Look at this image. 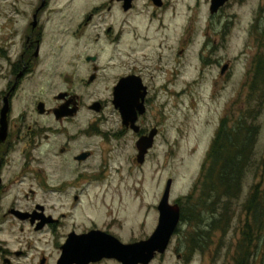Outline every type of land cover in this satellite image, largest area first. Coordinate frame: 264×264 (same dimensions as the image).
I'll return each instance as SVG.
<instances>
[{
    "label": "flooded vegetation",
    "instance_id": "obj_1",
    "mask_svg": "<svg viewBox=\"0 0 264 264\" xmlns=\"http://www.w3.org/2000/svg\"><path fill=\"white\" fill-rule=\"evenodd\" d=\"M53 1L39 0L33 22L23 34L18 60L7 59L0 73L7 81L0 91V264H123L112 257H81L97 251L66 255L63 249L71 236L94 232L122 241V221L116 211L111 208L107 215H95L108 200L113 205L122 191L121 184L106 182V176L122 174L123 152L136 168L146 165L156 144L140 165L138 143L154 131L156 143L163 135L168 115L159 97L185 93L184 82L175 89L181 83L179 60L193 44L197 30L194 24L186 28L187 0H69L75 3L69 8H52ZM232 1L237 7L248 2L229 0L213 14L212 0H205L211 23L205 26L199 51L200 58H206L201 75L220 66L216 57L226 46L209 35L213 27H220L224 39L228 37L231 21L223 22L221 17ZM194 2L189 8L192 20L198 22L201 0ZM149 31L152 37L146 34ZM171 31L173 37L181 33L174 68ZM129 38L134 45L142 40L143 46L120 52ZM107 48H116L119 56L111 51L109 55ZM231 69V63L225 64L221 76H228ZM33 75L35 102L22 104L23 85ZM133 110L135 126L124 119L134 117ZM175 204L181 212L187 205L183 199ZM8 235L22 240L47 235L55 251H34L28 242L27 247L12 248L3 240ZM189 246L186 251H173L178 264H188ZM169 249L157 253L150 264H165Z\"/></svg>",
    "mask_w": 264,
    "mask_h": 264
},
{
    "label": "rangeland",
    "instance_id": "obj_2",
    "mask_svg": "<svg viewBox=\"0 0 264 264\" xmlns=\"http://www.w3.org/2000/svg\"><path fill=\"white\" fill-rule=\"evenodd\" d=\"M68 1L54 0L51 7H75V3L71 4ZM234 2L230 3V9L221 17L223 22L229 19L231 21L229 33H226L228 37L224 39L220 27H213L209 35L212 41H221L226 46L216 57L220 61V66L206 70L201 75L202 62L206 58L201 59L199 51L205 41V26L211 23L210 15L205 12V0H201L202 13L197 16L199 21L194 22L192 20L194 13L189 7L190 5L194 7L195 2L187 0L185 25L187 29H191L194 24L197 31L193 44L187 48L183 59L179 60L181 66L183 65L180 69L181 83L175 89L177 91L181 89L184 82L185 93L176 96L164 94L159 97L164 106H167L168 121L162 127L163 135L156 143L155 150L143 168H136L127 160L128 154L123 152L122 174L118 176L112 173L106 176V182L122 185L119 199L116 196L113 205L108 200L104 210L101 206L95 212L96 216H104L109 214L107 212L111 208L113 212L116 211V217L122 221V231L119 236L123 243L139 242L153 235L159 222L157 208L169 180L173 181L171 204L191 195L222 119L227 116L228 111H231L230 118L233 123H236L240 118L241 108L246 106L249 75L259 53L260 41H258L256 27L260 25L262 26L260 30L264 29V0H248L243 7H237ZM38 5L39 0H0V73L7 59L12 62L18 60L23 45V34L28 25L33 22L32 15ZM58 17L57 15L56 19ZM150 33L151 31L146 32L149 37H152ZM170 34L174 38L171 39L174 49L171 67L174 68L178 65V63L175 64L174 58L177 56L178 39L181 33L179 36L175 33V37L172 31ZM182 39L181 42H183ZM141 42L142 40H139L134 45L129 38L119 51L124 52L135 46L139 49L143 46ZM261 47H264V41ZM147 49L146 47V52ZM110 51L111 54L119 56L116 48H107L109 55H111ZM228 63L232 64V69L224 78L220 74L221 68ZM1 77L3 76H0V91L7 84V81ZM35 87L36 76L33 75L23 85L25 91L23 90L20 94L23 98L22 104L35 102L37 96L34 94ZM255 114L257 115L256 125L259 128L255 158L245 176L240 199L230 202L229 216L223 217L215 230H208L211 223L209 215H207V222L200 225L199 229L188 224L181 225L171 243L169 249L171 252L168 253L165 264H178L173 251H186V246L190 245L189 240L197 236V231L202 236L205 233V239L203 242L201 240V248L197 249L199 252L195 254L191 264H244L248 258L244 253L245 248L249 250L247 253L251 261L246 262L247 264H264V244L261 246V242L255 240L250 244L244 239V233L252 228L249 227L252 226V218L248 220L249 216L246 215L244 206L255 187L260 186V191H264V107L261 112L255 110ZM201 212L205 213V210L201 209ZM35 237L22 240L17 236L8 235L3 240L7 241L12 248L27 247L26 242H28L34 251H55L49 236ZM258 238L254 237L256 240ZM155 264H159V261Z\"/></svg>",
    "mask_w": 264,
    "mask_h": 264
},
{
    "label": "trees",
    "instance_id": "obj_3",
    "mask_svg": "<svg viewBox=\"0 0 264 264\" xmlns=\"http://www.w3.org/2000/svg\"><path fill=\"white\" fill-rule=\"evenodd\" d=\"M258 34L259 53L256 56L247 84L249 91L246 96V106L240 110V118L233 123L230 112L222 119L212 142L200 178L187 199V206L182 211V223L200 228L207 222L209 215L211 223L208 230H215L222 218L229 216L230 202L237 201L243 191V182L255 158V149L259 128L256 125L255 110L261 112L264 107V29L256 27ZM259 109V110H258ZM229 115V116H228ZM260 186L254 188L246 205V215L252 218L251 230L244 233V239L250 244H264V191ZM196 196L198 198H196ZM205 210V213L201 212ZM207 216V217H205ZM219 220V221H218ZM229 223V219L227 221ZM196 232L197 236L189 240L192 251L188 260L198 253L205 239V233ZM260 234V236H259ZM254 237H259L258 240Z\"/></svg>",
    "mask_w": 264,
    "mask_h": 264
},
{
    "label": "water",
    "instance_id": "obj_4",
    "mask_svg": "<svg viewBox=\"0 0 264 264\" xmlns=\"http://www.w3.org/2000/svg\"><path fill=\"white\" fill-rule=\"evenodd\" d=\"M125 1L130 2L131 0ZM228 1L229 0H212L213 14L217 13L218 10L225 6ZM36 22L37 21L33 23L34 26L36 25ZM132 80L135 79H131L129 81ZM140 86L142 87L141 82ZM115 104L117 105V101H115ZM7 112L8 108L6 105V108L2 112L3 125L6 121ZM122 112L124 114L129 113L126 109H122ZM143 112L144 108L140 109V113ZM132 113L134 117H130L131 119H128L126 116L124 119L125 122L126 120H130L132 125L135 126L136 111L133 110ZM156 136L157 132L154 131L150 136L139 141L138 159L140 164L144 163L146 154L153 148ZM171 189L172 180L168 182L163 199L158 208L160 214L158 227L149 239L133 244H124L113 236L100 232H94L85 236H71L67 244L64 246L63 251H65L66 255H68V251H97L98 254L91 252L89 254L84 252L81 257H83V255L92 257L99 256V258L112 257L120 260L123 264H150L157 253L164 254L167 251L181 222L180 207L178 205L172 206L170 204Z\"/></svg>",
    "mask_w": 264,
    "mask_h": 264
}]
</instances>
